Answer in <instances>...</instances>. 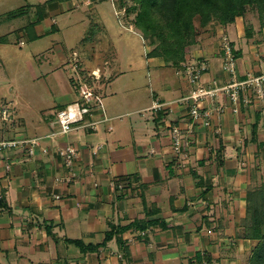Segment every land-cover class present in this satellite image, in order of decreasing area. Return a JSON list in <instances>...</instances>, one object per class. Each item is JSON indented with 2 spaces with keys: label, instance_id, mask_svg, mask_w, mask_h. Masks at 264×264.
I'll use <instances>...</instances> for the list:
<instances>
[{
  "label": "crops",
  "instance_id": "crops-1",
  "mask_svg": "<svg viewBox=\"0 0 264 264\" xmlns=\"http://www.w3.org/2000/svg\"><path fill=\"white\" fill-rule=\"evenodd\" d=\"M111 12L120 16L117 0H0V86L9 87L11 102L36 106L5 70L13 41L28 42L30 55L39 59L33 80L45 81L40 88L49 74L57 82L51 101L36 106L29 124L16 119V106L0 96V107L10 111L9 121L0 119V140H39L33 154L27 146L0 151V264H248L256 240L242 236V219L248 190L264 181V97L245 93L249 102L241 95L233 112L219 92L199 104L201 113H209L206 126L192 119V102L183 100L192 86L162 57L146 55L149 95L135 90L134 80L122 81L126 71L113 50L104 67L79 69L71 42L79 35L82 41L85 27L110 34ZM248 13L226 25L210 22L204 45L185 56L206 63L203 85L229 78L222 69L223 34L240 77L264 70V27ZM117 23L118 30L138 31L130 22ZM96 38L94 53L105 47ZM70 71L79 84L80 75L92 79V71L109 78L92 87L101 100L90 118L96 128L62 135L56 133V113L79 97L77 85L66 79ZM155 103L161 104L157 111ZM172 126L183 134L179 152ZM67 143L77 148L70 168L58 153ZM110 230L114 235L103 244Z\"/></svg>",
  "mask_w": 264,
  "mask_h": 264
},
{
  "label": "rangeland",
  "instance_id": "rangeland-1",
  "mask_svg": "<svg viewBox=\"0 0 264 264\" xmlns=\"http://www.w3.org/2000/svg\"><path fill=\"white\" fill-rule=\"evenodd\" d=\"M15 4L16 3H12L11 7L15 6ZM135 5L136 4L134 0H117V9H118V13L120 14V16H117V15L115 16L112 12H111V15L109 14V19L113 21V26L112 28H110V34H107L102 29H94L93 27H90V28L88 27V29L86 27L81 28V34L83 37L82 41H80L81 39H79L80 37L79 35L78 40H75L74 43L71 42L72 47L74 51L76 52L72 60L76 63L82 64V67L80 65L79 69L84 68L85 71L88 72L92 68H94V64L104 67V61L113 57L112 56V50H113V53L116 52V54L114 55H116V59L118 60V63H120L121 69L126 71L125 74L121 76V78L123 79L122 81L134 80L136 84V88H137L135 90H139L142 93V95L143 94L149 95V94H152V92L149 86V75L146 74L147 72V63H146V52L147 51L146 50L147 49L151 50L153 46L152 45L150 46L147 40H146L147 43L146 42L144 43L142 39V35H141V30L137 27L136 28L138 31L136 32H130L126 28L125 29L120 28L119 30L116 28V26H118V23H117L118 19L124 22V25L126 22L133 23L135 14H136V10H134ZM246 8H247V11L244 16H246L248 12H253L252 10H250V8L248 7ZM252 15L253 14L247 15V17H245V21H251ZM252 17L256 18L257 20L258 19L257 13H255ZM16 22H19V21H16ZM194 22L197 27L196 40L194 44L189 46L188 51L185 54V56L189 55L190 57H191L192 52L196 51V49L197 50L201 49L197 46L204 45V42H203L204 33H205L204 29L207 27V26L203 28L200 27L198 25L197 19H195ZM95 36H97L96 38L97 45L105 46L104 49L100 47L101 49L96 51V53L92 51L94 50L93 49L94 43L91 42V41H94ZM223 36L226 37L227 41H230L228 37L223 34L221 37V43L223 41ZM15 38H16V34L14 33L12 34V39H15ZM38 44L39 43H33L32 45L35 46ZM29 45L30 44H28V42L26 41L24 42V45L22 46L18 45L17 41H13V45L11 49H14L15 53H13L14 55L10 54L9 55L10 57L5 59L6 60V62H4L5 70L7 71V74L10 77V79H12L14 83H16V85L19 86L26 93V95L31 98V101L38 108H42L44 106L46 107L47 103L51 101L52 93L54 92V90L52 89L55 87L54 83H57V82L54 79L55 75L51 76L50 74L47 77V80L49 81V83H46V85L44 84L43 88H40L38 85L41 84V82L44 83L45 81H43L42 79L33 80V77L39 76V73H38L39 59L35 60L30 55ZM184 61H186V58ZM164 62L166 64L169 63V62L167 63L165 60ZM130 64L133 65V68L131 69L128 68ZM70 65H65V68L70 67ZM168 65L173 67L171 64H168ZM99 75L101 76L98 79L99 82H102L106 80L107 78H109V75L107 76L101 75L100 71H99ZM181 76L184 77L183 74H181ZM76 77H77L76 71H70L69 73L66 74L67 81L68 82L72 81L75 87L77 85ZM84 77H86L89 80L88 83L91 85V87H95L96 85L99 84V82H97L96 79L94 81L93 78L91 79L90 78L91 76H88L87 74L85 76L83 74L80 75L79 81L81 84L85 83V81L82 82V79ZM122 81L120 83H123ZM120 83L119 85H121ZM100 88L106 94L109 93L108 90L104 86H100ZM131 92H134V90H130L128 94H131ZM0 96H3L5 98V101L6 103H8V105L14 106V109L16 106V109H17L16 116L14 114V117L16 119L22 118L27 124H29L31 119H34V117H36L37 115L36 106H32V105L25 106V104H18V103L13 104L11 102V101H14L12 100L14 98V95L10 94L9 87L5 88L4 86H0ZM120 99L121 98H119V100ZM41 101L43 102L40 103ZM102 102L103 104L105 103L104 98H102ZM170 136H171V131H170Z\"/></svg>",
  "mask_w": 264,
  "mask_h": 264
},
{
  "label": "trees",
  "instance_id": "trees-1",
  "mask_svg": "<svg viewBox=\"0 0 264 264\" xmlns=\"http://www.w3.org/2000/svg\"><path fill=\"white\" fill-rule=\"evenodd\" d=\"M134 1L136 14L132 24L141 30L144 41L153 46L146 55L162 57L176 69L181 67L189 46L196 40L195 19L202 28L213 21L226 25L234 22L237 17L244 16L248 7L257 13L260 26L264 27V0ZM249 34L247 27L246 36ZM233 53L236 57L234 51ZM254 132L253 130V136ZM242 225V236L256 240L248 264H264V182L248 190L246 215L242 219ZM113 235L111 230L106 232L103 244L112 239Z\"/></svg>",
  "mask_w": 264,
  "mask_h": 264
},
{
  "label": "built area",
  "instance_id": "built-area-1",
  "mask_svg": "<svg viewBox=\"0 0 264 264\" xmlns=\"http://www.w3.org/2000/svg\"><path fill=\"white\" fill-rule=\"evenodd\" d=\"M221 49L223 51L222 69L229 75L228 80L222 85H218L214 80L211 81L210 85H203L201 83L202 73L207 66L204 61L186 60L177 70V74H183L192 86L191 93L183 98L187 102H192L190 109L192 119L196 121L201 119L202 123L206 126H210L211 123L208 120V111L202 113L199 111V104L203 100L212 99L219 92H224L230 99L232 111L238 112L241 95L242 101L245 103L249 102L248 95L245 94L248 92L255 93L260 99L264 97V70L258 74L248 73L242 78L237 70L236 58L230 41H227L225 36H223ZM76 66V63H74L73 67ZM95 73L96 71H92L91 75L94 79L98 80L101 76L99 72ZM77 90L79 93L78 99L56 113V123L58 124V131L56 133L63 135L80 128H96L97 120L94 118V120H91L90 118L93 115V105L101 106V100L91 85H88L86 82L84 84L77 82ZM153 108L157 111L161 108V104L155 103ZM219 110L221 111L220 108ZM0 119L2 121L10 120L9 107H0ZM53 135L54 133L51 134V136ZM171 138L173 148L179 152L183 145V134L178 126L171 127ZM37 143V139H1L0 151L18 146H27L29 154H33ZM58 153L62 156L66 167L70 168L77 155V148L73 144L67 143L59 148ZM118 189L122 190L123 185L118 184Z\"/></svg>",
  "mask_w": 264,
  "mask_h": 264
},
{
  "label": "bare ground",
  "instance_id": "bare-ground-1",
  "mask_svg": "<svg viewBox=\"0 0 264 264\" xmlns=\"http://www.w3.org/2000/svg\"><path fill=\"white\" fill-rule=\"evenodd\" d=\"M95 74H97V72Z\"/></svg>",
  "mask_w": 264,
  "mask_h": 264
}]
</instances>
